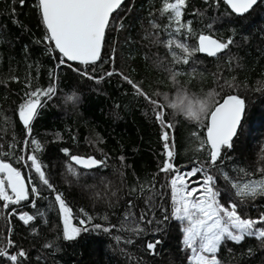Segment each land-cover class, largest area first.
<instances>
[{
  "label": "trees",
  "instance_id": "obj_1",
  "mask_svg": "<svg viewBox=\"0 0 264 264\" xmlns=\"http://www.w3.org/2000/svg\"><path fill=\"white\" fill-rule=\"evenodd\" d=\"M37 5L38 0H24L23 4L0 0V151L11 153L5 155L4 162L12 163L25 179L32 176L33 183L38 181L28 156H38L46 165L50 182L72 207L74 225L78 226L77 217L85 218L80 212L84 209L93 217V224L117 227L109 232H82L76 240L65 241L62 215L58 206L50 207L54 194L46 187L42 196L47 199L30 194L28 200L7 207L0 200V245H7L8 254L0 256V264H12L8 256L21 249L26 257L19 258L20 264H189L190 250L183 246L178 221L170 218L158 234L153 231L155 221L146 223L153 215L159 220L163 208L171 213L168 182L172 174L160 171L166 155L156 114L162 111L163 120L172 124L171 129L163 130L169 131L170 150L174 140L175 167L185 170L196 161L206 164L205 153L193 150V134L203 138L208 120L189 121L168 106L175 92L215 97V106L231 94L249 98L241 126L244 131H239L234 148L223 153V164L218 161V165L233 180L264 176L259 171L264 169V131L263 124H258L264 116L260 111L264 103V2L237 17L222 0H187L181 23L191 22L193 31L185 34L182 29L178 38L173 34L174 42H187L191 48L199 34H211L221 42L231 38L233 44L212 58L195 51L184 64L174 54H188L179 48L176 51L174 42L168 44L175 25L169 27L171 12L161 14L164 0H128L111 18L98 63L71 67L66 62L60 64V56L45 39L48 34ZM109 71L111 76L106 75ZM124 77L139 85L156 105L137 94ZM49 86L55 87V94L51 100L41 97L43 106L37 108L29 133L20 118V106L30 98L28 93ZM72 92L79 102L65 103L64 96ZM33 140L39 142L38 148ZM63 149L73 155L106 159L107 167L89 171L75 166L78 173L87 171L93 176L91 181H78L67 171L68 156ZM20 156L24 159L17 163ZM239 168L252 175L244 177ZM220 170L209 168L217 177L220 200H232L234 192ZM153 184L163 195L152 201L155 207L151 208L146 201L150 192H142L141 185ZM8 192L13 195L10 189ZM129 201H133L137 219L141 210L148 212L141 225L143 234L119 228ZM241 207L248 217L258 219L264 213V196L244 201ZM37 208L45 211L47 223L40 217L27 224L20 219L33 215ZM105 215L108 220L103 219ZM156 238H161L162 244L157 245V255H150L145 242ZM128 239L133 243H126ZM53 240L57 247H44ZM217 255L222 264H264V241H228Z\"/></svg>",
  "mask_w": 264,
  "mask_h": 264
},
{
  "label": "snow or ice",
  "instance_id": "obj_2",
  "mask_svg": "<svg viewBox=\"0 0 264 264\" xmlns=\"http://www.w3.org/2000/svg\"><path fill=\"white\" fill-rule=\"evenodd\" d=\"M23 4L24 0H20ZM124 0H38V9L45 25L48 35L46 40L54 42V47L60 53V64L67 61H75L81 65L95 64L101 58V50L105 39L106 29L109 27L110 19L113 13L117 11L123 4ZM218 2V0H217ZM258 2L264 0H224L232 13L243 16L248 13ZM187 0H164V6L161 9V14L171 12L169 16V27L173 31L169 33V46L174 40L173 34L178 38L182 29H186V33L192 32L190 23H181L182 8L186 6ZM153 27H156L154 24ZM211 28V25L208 26ZM233 44V40L229 38L226 42H221L219 38H213L211 34H199L198 45L191 48L184 41L176 43V47L182 49L188 55L183 57V63H188V57L195 51L205 52L209 56H216L217 53L228 49L229 45ZM175 55V54H174ZM71 67V65H69ZM76 71H80L76 69ZM111 71L107 72V76H111ZM91 78V77H90ZM174 78V77H173ZM127 82L132 85L137 94L144 95L145 99L149 100L153 105L155 101H151L141 90L139 85L133 83L132 80L124 77ZM55 87L49 86L45 90L36 89L27 95L30 97L24 104L20 106V118L31 132V122L37 115V108L42 107L41 97H46L51 100L55 94ZM211 95V94H209ZM47 101H45L46 103ZM65 103L75 104L79 102V97L75 92L66 94L64 96ZM183 100L177 97V100L170 104L171 108L180 107ZM246 101L238 95H228L222 103L214 107L210 111V106L205 101L189 102L186 113L194 116L197 121L202 122L204 119L208 120L206 126V134L203 138L196 135L194 138L196 146L193 148L196 152H204L206 164L200 161L194 162V166L188 170L181 172L175 167L173 160L174 154V140L172 142L171 150L169 144V131L163 130L165 128L171 129L173 126L170 122H165L162 118V111H158L156 119L160 122L162 127L161 139L164 142V149L166 160L160 171L171 173L168 182L170 187V204L171 213L168 208L161 209L162 217L157 220L153 215L152 218L147 219L148 212L141 210L140 216L137 219L133 211V201L128 202V210L124 212L120 230H126L133 234H143L145 228L141 225L145 222L151 225L155 221L157 227L153 230L158 234L164 231L165 222L170 218H174L182 225V243L185 249L190 250L189 264H222V260L218 258L217 253L220 251L222 245L231 241L235 244L242 243L246 238H259L264 241V227L257 228V224L264 225V213L258 219L248 217L242 211V204L249 199H256L264 196V176L259 179H236L233 180L227 171L219 169L218 161L223 164V153L234 148V138L238 135V130L241 129V120L245 114ZM27 143V141H26ZM33 143L39 147V142L33 140ZM68 160L66 161L67 171L74 177L78 175H88L89 172L78 173L75 166H80L85 170L94 168H106V159H97L93 156L82 157L80 155H73L69 153L68 149L62 150ZM5 155L11 156V153H3L0 151V200L5 201V207L8 203L16 204L20 201L28 200L30 194L34 198H45L42 196V188L46 187L54 194L50 207L57 208L62 215V239L65 241L76 240L82 232L90 230H100L109 232L116 225L104 226L102 224H93V217L89 215L84 209H80L85 218L77 217L78 226L72 223L73 209L66 202L63 192L57 190L50 177L46 175V165H42L37 155H29L28 160L31 161L30 168L35 170V179L38 183H33V177H28V187H26L24 176L21 171L13 167L12 163L4 162ZM24 157L16 158L19 163ZM123 157H121V160ZM217 167L223 179L229 183L234 192V199L221 203V192L217 186V177L209 171L210 167ZM244 177H249L252 174L244 168L237 169ZM259 171L264 172V169ZM197 179H192L198 177ZM187 178V179H186ZM195 184L196 187H192ZM30 188V191H29ZM8 189L13 195H9ZM149 191L150 194L146 196V201L151 208L155 205L152 201L163 195V193L155 189V185H141V191ZM135 191V189H133ZM115 195V193H113ZM36 207L35 203L32 205ZM36 217L45 218V211L36 209L33 215H22L20 219L25 224L29 223ZM104 220H108L105 215ZM117 240L120 237L116 238ZM10 243V242H9ZM128 244H132L133 240L128 239ZM162 244L161 238H156L145 242V250L150 255H157V245ZM45 248L52 249L56 246V242L49 241L44 245ZM231 251V249H229ZM7 254V245H0V256ZM26 257V252L21 249L16 254L8 256L12 264H20L19 258Z\"/></svg>",
  "mask_w": 264,
  "mask_h": 264
},
{
  "label": "rangeland",
  "instance_id": "obj_3",
  "mask_svg": "<svg viewBox=\"0 0 264 264\" xmlns=\"http://www.w3.org/2000/svg\"><path fill=\"white\" fill-rule=\"evenodd\" d=\"M172 2H174V0H172ZM169 41V40H168ZM176 43H178L176 40H175V42L173 43V46L175 47V49L176 48H178V47H176ZM187 43V42H186ZM188 44V43H187ZM180 49V48H179ZM182 50V49H181ZM176 51H177V49H176ZM183 52V51H182ZM187 54V53H186ZM174 57H177V58H179V59H181V60H183V57L182 56H180V52H177L175 55H174ZM181 57V58H180ZM177 97H179L181 100H183V104L180 106V107H177V108H172L173 110H178L179 112H180V114H182V112L184 111V109H186V107H187V105H188V103L189 102H193V103H195V101H197V100H199V101H205V100H208V99H211V104H210V111L213 109V107L215 106L214 105V101H215V97L213 98V97H202V98H200V97H196V96H192V95H189V94H176V92H175V94H174V96L172 97V99H170L169 101H168V106H170V104L172 103V102H174V101H176L177 100ZM250 99L249 98H246L245 99V101L246 102H248V103H250L251 101H249ZM167 103V102H166ZM247 103V104H248ZM212 104H213V106H212ZM263 106H261V105H259V106H261L260 107V111L261 112H264V103L262 104ZM167 106V107H168ZM212 107V108H211ZM183 115V114H182ZM184 116V115H183ZM205 120H207V119H204L203 121H205ZM202 121V122H203ZM198 122V121H197ZM258 124H263L262 125V129H263V131H264V116L262 117V119H261V122L260 123H258ZM194 166V165H193ZM193 166H190V168H188V169H185V170H180L181 172H184V171H188V170H190ZM67 172V171H66ZM28 174H26V176H27ZM76 178V180H80V179H82V180H86V179H88L89 178V180L91 181L92 179H93V176H91V175H78V176H76L75 177ZM95 178V177H94ZM187 179V178H186ZM192 179H195V178H192ZM81 180V181H82ZM95 180V179H94ZM93 180V181H94ZM188 182L191 184V180H188ZM191 186L192 187H196V185L195 184H191ZM169 190H170V187H169ZM171 194V193H170ZM225 201H228V200H221V203H224ZM226 204V203H225ZM226 206H227V204H226ZM262 226H259V228H261ZM257 239H259V238H257Z\"/></svg>",
  "mask_w": 264,
  "mask_h": 264
},
{
  "label": "water",
  "instance_id": "obj_4",
  "mask_svg": "<svg viewBox=\"0 0 264 264\" xmlns=\"http://www.w3.org/2000/svg\"><path fill=\"white\" fill-rule=\"evenodd\" d=\"M223 1V3H224V0H222ZM127 2V0H124V2H123V4L121 5V7L125 4ZM259 3V2H258ZM227 7H228V9L231 11V9H230V7L226 4V3H224ZM257 6V5H256ZM256 6H254L253 7V9H251L248 13H250L252 10H254L255 9V7ZM120 7V8H121ZM120 8L119 9H117V11L116 12H114L113 13V16L120 10ZM232 12V11H231ZM248 13H246V14H248ZM235 16H237V17H242V16H239V15H237V14H235V13H233ZM246 14H244V15H246ZM243 15V16H244ZM112 16V17H113ZM110 21H111V19H110ZM45 26V25H44ZM46 28V27H45ZM46 31H47V29H46ZM106 31H107V29H106ZM47 34H48V32H47ZM105 34H106V32H105ZM214 39H215V37H213ZM51 43H52V46L54 47V42H52L51 41ZM196 45H198V39H197V42H196ZM103 46H104V43H103ZM103 46H102V50H101V55H102V51H103ZM54 49H55V47H54ZM55 51L57 52V54L60 56V53H59V51L58 50H56L55 49ZM223 51H221V52H219V53H217V55L218 54H220V53H222ZM198 54L200 55V56H205V57H208V58H212V57H214V56H209L207 53H205V52H200V51H198ZM99 61V60H98ZM98 61L96 62V63H98ZM65 62L66 63H68L69 65H81V64H79L78 62H75V61H67L66 59H65ZM95 63V64H96ZM92 65H94V64H92ZM232 95V94H231ZM227 97V96H226ZM226 97H224L223 99H222V101L220 102V103H222L223 102V100L226 98ZM219 103V104H220ZM219 104H217L216 106H218ZM215 106V107H216ZM214 109V108H213ZM246 109H247V105H246ZM246 109H245V114H246ZM245 114H244V116L242 117V120H241V126H242V124H243V121H244V118H245ZM207 123H208V121H207ZM239 131L240 130H238V133H239ZM206 134V133H205ZM236 138V137H235ZM235 138H234V140H235ZM76 167H78V168H80V169H83L82 167H80V166H76ZM95 169V168H94ZM85 170V169H84ZM90 170H93V169H90ZM89 170V171H90ZM0 175H3V174H0ZM25 179V178H24ZM25 184H26V187H28V180L27 179H25ZM11 191V190H10Z\"/></svg>",
  "mask_w": 264,
  "mask_h": 264
},
{
  "label": "clouds",
  "instance_id": "obj_5",
  "mask_svg": "<svg viewBox=\"0 0 264 264\" xmlns=\"http://www.w3.org/2000/svg\"><path fill=\"white\" fill-rule=\"evenodd\" d=\"M205 102L207 103L208 106H210L211 104V99H208V100H205ZM182 114L184 115V118L189 120V121H192V122H196V118L194 116H190L186 113V111H183Z\"/></svg>",
  "mask_w": 264,
  "mask_h": 264
},
{
  "label": "bare ground",
  "instance_id": "obj_6",
  "mask_svg": "<svg viewBox=\"0 0 264 264\" xmlns=\"http://www.w3.org/2000/svg\"><path fill=\"white\" fill-rule=\"evenodd\" d=\"M128 1V0H127ZM68 64V63H67ZM246 115V114H245ZM245 119V118H244ZM244 122V121H243ZM243 125V124H242Z\"/></svg>",
  "mask_w": 264,
  "mask_h": 264
},
{
  "label": "built area",
  "instance_id": "obj_7",
  "mask_svg": "<svg viewBox=\"0 0 264 264\" xmlns=\"http://www.w3.org/2000/svg\"><path fill=\"white\" fill-rule=\"evenodd\" d=\"M48 42V41H47Z\"/></svg>",
  "mask_w": 264,
  "mask_h": 264
}]
</instances>
